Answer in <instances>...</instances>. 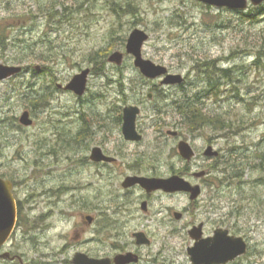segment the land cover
Here are the masks:
<instances>
[{
	"label": "rangeland",
	"instance_id": "1",
	"mask_svg": "<svg viewBox=\"0 0 264 264\" xmlns=\"http://www.w3.org/2000/svg\"><path fill=\"white\" fill-rule=\"evenodd\" d=\"M250 8L217 9L191 0L0 1V65L46 69L42 83L38 76L27 74L0 82V177L13 183L21 208V226L3 252L21 255L28 264L50 260L46 264H67L75 246L60 251L58 260L40 254L55 255V250L65 248L76 210L83 215L100 214L71 202L94 197V206L104 207L109 195L117 193L115 172L108 176L105 171L107 179L102 182L82 159L88 147L105 137L119 146L122 138L113 113L133 106L140 111L137 126L143 139L139 146H120L122 154L131 151L127 163L137 160L147 163V168L156 164L158 173H166L170 161V175L177 176L188 163L178 152L179 143L184 142L195 153L190 176L208 171L221 159L237 165V178L218 184L213 176L211 183L201 184L199 217H206L208 226H221L243 238L247 253L237 264H264V10L251 13ZM11 28L16 32L9 35L6 31ZM134 30L148 36L142 46L143 59L165 67L169 74L181 75V85L167 88L135 68L133 56L126 52ZM115 52L123 54L119 66L108 62ZM206 60H214L226 72L208 76L194 70L196 63ZM85 69L91 72L85 94L77 97L65 91ZM187 99L197 100L203 112L217 117L220 124L187 125L178 109ZM24 112L32 121L29 127L19 122ZM83 112L93 118L94 140L77 138L83 131L79 126ZM169 131L177 137L166 134ZM208 146L219 153L217 161L202 156ZM74 186L80 190L66 195ZM63 187L69 188L58 194L51 191ZM45 189L52 204L42 199L40 192ZM189 203L186 196L176 195L170 199V210L182 212ZM60 210L64 220H58L56 211ZM46 211L50 218L39 221ZM31 221L35 222L32 229L29 225L22 228ZM182 225L172 222L170 227V234L175 231L169 246L173 264L185 260ZM40 228L47 229L45 236ZM87 237L95 238L91 232ZM94 250L103 253L106 247L95 245Z\"/></svg>",
	"mask_w": 264,
	"mask_h": 264
},
{
	"label": "flooded vegetation",
	"instance_id": "2",
	"mask_svg": "<svg viewBox=\"0 0 264 264\" xmlns=\"http://www.w3.org/2000/svg\"><path fill=\"white\" fill-rule=\"evenodd\" d=\"M6 32L7 34L11 35L15 33L16 30H13L11 28ZM7 66L21 68V72L15 76H18L20 74H27L31 75L34 78L38 76L37 80L39 81V83L46 81L44 77L46 69L43 67L37 66L35 68H31L28 66L22 67L18 65ZM88 70L90 71V69ZM15 76L13 77L15 78ZM159 80L161 83L163 78ZM59 86L61 85H58V87ZM162 86L170 88V86ZM148 97H151V95H149ZM115 113L116 115L113 117L114 123L118 127L122 142L118 146V143L111 142L108 140L107 137H105L102 142L94 144L90 148L88 147V155L85 156L82 161H86L87 164H90V166L93 167L94 170L92 175L100 179L102 182L103 179H107V177L103 174L105 171H107L108 176L115 172L116 177H114L113 179L117 180V184L113 187V189L117 188V193L114 192L109 195L110 200L108 201L107 206L104 207H95L94 197L90 198L89 201L77 198V201L71 202L72 206L74 204L76 205V203L79 204V206L76 205V207H78L79 209H95L100 214L95 216L92 214V216H89L83 215L82 213H80V210H76L74 212V217L76 218V220L71 225L70 232L67 233L68 238H66L65 242L66 249L63 248L61 250H55L54 248L55 255L54 253L48 251L47 254L45 252L41 253L40 257H54L53 260H58L57 255H60V251H65L68 250L69 247L71 248L72 246H75L76 248L73 250L71 258L65 261L67 262V264H173L170 263L169 246L170 235H173L175 231L173 230L170 234V227L172 225V222H182L183 225L181 228L179 227V233H185L184 240L182 241L184 244L185 255V260L183 264H219L216 261H212L208 258L203 260L202 263H200V253L199 250L196 249L198 244H200L201 242L214 238L215 233L218 230H226L223 229L221 226H208V219L206 217H199V214H202V210L199 209L201 207L197 204L200 201V198L202 197V185H208L209 182L211 183L210 179L208 182L206 180V183H203L205 179L209 176L207 175L200 179L195 178L194 174L190 176V162L186 163L185 168L180 171V173L177 175L178 177L189 182L192 186L198 185L200 187L201 194L194 200H190V194L184 192L170 193V190L166 192L164 190H148L147 188H144L139 183V181L155 179L170 180V177L175 176L174 174L170 175V161L168 163L166 173H158V169L154 166L156 164H154L153 166L151 165L150 168H147V163L143 164V162L141 161L138 162L136 160V162L134 163H127V160L131 161V159L127 157L132 155L131 151H129L128 154L124 152V154H126L125 159L124 154H122V147L120 146H139L141 144L143 135L138 130L137 126V118L139 115L136 117L135 120V131L137 135L141 137V139L140 141H127L123 135V110L115 111L113 114ZM82 114L84 115H81L79 119V126L80 128H82L83 131L79 132L81 136L78 134L77 138L81 137L82 139L89 141L94 140L95 133L94 131H90V127L93 126L92 124H90L93 122V118L91 116L88 117L86 112H83ZM85 116H87V119L85 118ZM107 118L110 119V115H108ZM166 134H168L169 136L172 135L173 137H177L176 132L169 131ZM78 142L79 141H77V143ZM84 144L88 146L89 143L85 142ZM111 145H114V147L110 148ZM94 149L100 150V154L103 157L102 160L95 161L91 158ZM202 156L204 157V155ZM204 159L216 160V158L206 157H204ZM160 167L164 168L165 166L162 164L160 165ZM184 172H186L187 174H185ZM61 173L62 172H60V174ZM63 174L64 173H62L61 175ZM192 178H195L199 183L193 182ZM129 182L134 183L125 186V184ZM11 185L12 195L16 203V224L7 242L0 247V262H3L4 264H28V260H26L21 255H13L10 252H3L5 247H7V244L12 238L17 227L21 226V224L19 223V211L21 210V208L19 207L20 204L16 201L14 197V186L12 182ZM68 188L69 187H63L51 191L58 194L59 192H63ZM76 189L80 190V186H76L75 189L66 190V195H68V193L70 195V193L76 191ZM46 190L47 189L40 192L43 193L42 199H45V201H48V203L52 204L50 200L46 199L51 198L48 196V194H46ZM176 195H184L188 198L190 202V205L187 209L185 208L182 212L178 213L170 210V199H172V197ZM60 212L61 210L56 211L58 220H64V217L59 215L61 214ZM89 212L93 213V211ZM48 213L49 212L46 211V214L40 215L37 219L39 221H46L50 218L48 217ZM176 215H179L178 219L176 218ZM186 216H188V220H185ZM47 222L46 226H48ZM32 223L35 222H24L23 224L25 225L22 224V228L24 229L29 225V227L32 229ZM131 226L133 228L129 232H126ZM45 231H47L46 228L45 230L40 228V233L44 236ZM160 231L162 232L160 233ZM226 231L228 232V236L235 237L230 234L228 230ZM89 232H91L92 237L95 238L89 239L87 237ZM60 236L64 241L65 236L63 234H60ZM93 240H97V244L95 245H97L98 247H106V251H104L103 253H96V251L94 250L95 245L93 244ZM154 248H156L157 251H154ZM246 253L242 256L236 257L234 260L228 261L225 264H237L239 260L246 255ZM119 257L128 258V262L118 260ZM49 262L52 261H41L39 263L32 261L29 262V264H46Z\"/></svg>",
	"mask_w": 264,
	"mask_h": 264
},
{
	"label": "water",
	"instance_id": "3",
	"mask_svg": "<svg viewBox=\"0 0 264 264\" xmlns=\"http://www.w3.org/2000/svg\"><path fill=\"white\" fill-rule=\"evenodd\" d=\"M202 3L203 5L214 7L217 9H228L232 11H245L249 5L258 7L264 4V0H191ZM148 40V36L138 30H134L126 44V52L134 58V66L139 70L141 75L149 80H158L163 78L161 85L179 86L184 82L181 75L169 74L167 69L160 65H155L151 61L145 60L142 57V46ZM123 54L120 52L113 53L108 62L117 66L122 64ZM21 72L20 67H9L0 65V82L11 78ZM90 71L85 69L75 75L71 81L64 87L65 91L73 92L77 97L84 95L87 88V80ZM61 88V86H59ZM137 107L128 106L123 109V135L127 141H140L141 137L135 131V120L139 115ZM19 122L25 127L32 124L29 118V113L24 112ZM179 155L190 162L195 153L191 147L184 142L178 145ZM206 158H216L219 153L214 151L212 147H207L203 153ZM93 160L99 161L103 157L99 149H94L92 152ZM205 176V172L201 171L194 173V177L200 179ZM135 182V181H134ZM134 182L126 183L132 184ZM139 183L148 190H164L170 193L184 192L190 194V200L196 199L201 194V189L198 185L192 186L184 179L173 176L170 180H142ZM179 218V215H176ZM16 224V203L12 195V185L9 181L0 178V247L3 246L9 239ZM246 243L240 237L228 236L226 230H218L215 237L211 240H206L198 244L197 248L200 253V263L205 259H211L219 264H225L228 261L234 260L238 256L246 253ZM7 256V255H6ZM118 260L128 262V258L119 257Z\"/></svg>",
	"mask_w": 264,
	"mask_h": 264
},
{
	"label": "trees",
	"instance_id": "4",
	"mask_svg": "<svg viewBox=\"0 0 264 264\" xmlns=\"http://www.w3.org/2000/svg\"><path fill=\"white\" fill-rule=\"evenodd\" d=\"M263 10H264L263 5H260L259 7L250 8L249 12L262 13ZM194 70L199 71L208 76L216 72L218 73L226 72L225 70L221 71L220 69H218L216 67L214 60H210V61L206 60L205 62L201 61L199 63H196V67ZM208 82L209 84H211V79H208ZM179 105H178V109L182 110L181 115L183 116V121L187 123V125L189 126L196 127V125L198 126V124L200 123L202 125L209 126L210 124H212L211 123L212 121H215L216 122L215 126H217L218 123L220 122L217 117L211 118L209 115L205 114L203 112V109L199 107V103L197 100L194 101L192 99V101H189V99H187L186 101L183 102V104H181L180 106ZM217 159L215 161H217ZM236 166H237L236 164L231 163V161H229L228 159L227 160L224 159V161L223 159H221L219 160L218 165L216 164L214 167L210 168L208 171H206V174L212 177L210 178V181L211 179H213L214 176L215 182H217L218 184H222L225 181H228L230 179L233 180L234 178H237L239 169L238 167L236 168Z\"/></svg>",
	"mask_w": 264,
	"mask_h": 264
}]
</instances>
